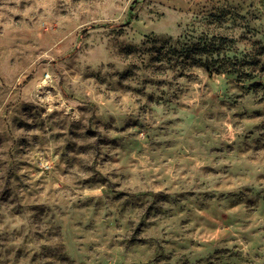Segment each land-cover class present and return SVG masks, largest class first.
<instances>
[{"label": "rangeland", "instance_id": "374dc122", "mask_svg": "<svg viewBox=\"0 0 264 264\" xmlns=\"http://www.w3.org/2000/svg\"><path fill=\"white\" fill-rule=\"evenodd\" d=\"M0 264H264V0H0Z\"/></svg>", "mask_w": 264, "mask_h": 264}, {"label": "trees", "instance_id": "16d2710c", "mask_svg": "<svg viewBox=\"0 0 264 264\" xmlns=\"http://www.w3.org/2000/svg\"><path fill=\"white\" fill-rule=\"evenodd\" d=\"M211 77V76H210Z\"/></svg>", "mask_w": 264, "mask_h": 264}]
</instances>
